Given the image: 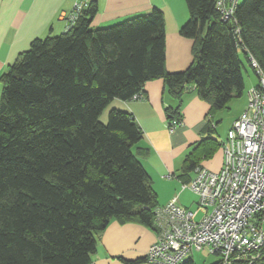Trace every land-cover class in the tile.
Segmentation results:
<instances>
[{
	"label": "trees",
	"instance_id": "1",
	"mask_svg": "<svg viewBox=\"0 0 264 264\" xmlns=\"http://www.w3.org/2000/svg\"><path fill=\"white\" fill-rule=\"evenodd\" d=\"M185 2L190 19L180 32L197 44L183 72L165 68L161 9L93 28L95 0L64 33L34 40L2 75L0 264H93L97 236L113 220L155 230L158 196L137 155L144 133L126 110L112 108L102 122L105 109L163 79L174 98L194 88L214 113L243 95L241 52L264 67V0L238 2L228 21L217 0ZM167 115L182 122L180 107ZM215 126L207 123V137L186 156L185 181L221 149ZM260 253L253 264H264V246Z\"/></svg>",
	"mask_w": 264,
	"mask_h": 264
},
{
	"label": "crops",
	"instance_id": "2",
	"mask_svg": "<svg viewBox=\"0 0 264 264\" xmlns=\"http://www.w3.org/2000/svg\"><path fill=\"white\" fill-rule=\"evenodd\" d=\"M96 2L98 13L93 20V28L117 24L116 21L125 17L147 13L152 7L161 9L165 15L167 72H183L193 63L197 41L183 36L180 32L190 19L185 0H130L131 4L128 6L123 5L122 0ZM73 14V0H0V102L3 91L2 75L22 53L30 49L34 40L64 33L73 24ZM240 57L242 69L245 59L251 63L243 52ZM257 83L258 81L253 87ZM141 95L140 98L130 101L115 99L111 104L114 108L132 113L144 133L137 155L151 178L159 205L164 206L166 202L174 199L182 205L180 197L183 192L179 191L177 196H172V191L163 200L164 190L168 186L174 188L187 182L185 180L188 178L181 177L186 156L203 137H207L204 128L207 123L213 121L218 134L222 119L217 118L219 111L213 113L211 104L201 99L194 88L186 91L179 100L169 93L163 79H156L145 85ZM179 107L182 124L171 131L167 110H177ZM222 164L223 155L219 149L202 166L218 171ZM182 206L191 210L190 207ZM155 241L156 232L153 229L136 223L121 224L118 220H113L97 236L93 264H127L122 259L136 261L146 258ZM140 264L149 263L146 261Z\"/></svg>",
	"mask_w": 264,
	"mask_h": 264
},
{
	"label": "built area",
	"instance_id": "3",
	"mask_svg": "<svg viewBox=\"0 0 264 264\" xmlns=\"http://www.w3.org/2000/svg\"><path fill=\"white\" fill-rule=\"evenodd\" d=\"M73 23L95 0H73ZM238 0H217L225 21ZM258 83L248 95V107L222 142L223 164L214 171L198 167L181 192L199 197L190 210L174 199L155 209L156 241L146 254L149 264H184L194 252L220 257L216 264H253L264 246V67L250 58ZM136 96L134 99L140 98ZM182 122L173 120L174 131ZM203 215L198 219L199 214Z\"/></svg>",
	"mask_w": 264,
	"mask_h": 264
},
{
	"label": "rangeland",
	"instance_id": "4",
	"mask_svg": "<svg viewBox=\"0 0 264 264\" xmlns=\"http://www.w3.org/2000/svg\"><path fill=\"white\" fill-rule=\"evenodd\" d=\"M141 1H143V0H141ZM129 2H130V0H122L123 5L128 6L131 4ZM238 2L242 3V2H244V0H239ZM153 8L154 7H152V9ZM149 12H147V13H149ZM147 13L142 12L139 15H144ZM134 16H138V15H134ZM134 16H130L127 18L125 17L123 19H120L119 21H116V23L117 24L121 23L127 19L134 17ZM113 25H115V24H113ZM113 25H110V26H113ZM110 26H107V27H110ZM101 28H106V27H101ZM241 54H242V52H241ZM244 64H245L244 68L242 69L243 76H244V82H245V88H244L243 95L241 97H239V96L233 97V99L230 102L229 107H227L226 109H223L222 111H219L218 115H217V118L222 119V122L218 126V134L219 135L216 133V134H214V136L217 139H219L221 142H224L226 140L227 134H228L229 130L232 128L233 119H235L237 116H239L242 112H244L247 109L249 91L253 88V85L258 81V76H257L254 68L252 67L251 63H248V60L245 59ZM245 107H246V109H245ZM112 108H114V107L112 106V104H110L105 109V111L103 112V114L101 116L102 122L107 123L108 114ZM217 120L218 119H216V121ZM181 189H182V183L178 184V186L174 187V188L171 186H168L164 190L163 200L166 198L167 194H170L172 191H174L172 196H177L179 191H181ZM198 200H199V197L196 194L192 193L190 190L184 191L180 197V203L184 206L190 207L191 210H194V211L198 209ZM168 202H170V201H168ZM168 202H166V203H168ZM202 215H203V212H201L199 214L198 219ZM192 258H193L195 264H216L220 260L219 256L214 255V254H208L207 251L194 252L192 255Z\"/></svg>",
	"mask_w": 264,
	"mask_h": 264
}]
</instances>
